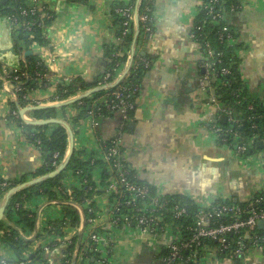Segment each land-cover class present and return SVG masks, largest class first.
Instances as JSON below:
<instances>
[{
	"label": "crops",
	"instance_id": "1",
	"mask_svg": "<svg viewBox=\"0 0 264 264\" xmlns=\"http://www.w3.org/2000/svg\"><path fill=\"white\" fill-rule=\"evenodd\" d=\"M128 0H40L53 15L54 22L45 30L49 49L37 44L28 47L41 61L50 54L54 62L46 63L50 72L49 86L31 91L28 99L40 106H53L51 99L58 84H68L75 77L88 82L96 81L109 64L107 48L117 43L118 25L112 15L115 3ZM243 8L228 18L237 32L241 48L237 52L243 88L255 101L264 100V0H242ZM152 3V33L134 40L133 46L123 54L121 66L115 71V84L127 76L137 56L150 55L149 70L141 77L132 117L123 126L122 115L116 113L104 118L97 126L86 119L73 127V152L84 151L87 157L103 160L99 142L118 138L121 160L135 178L155 189L157 196L183 195L199 206L213 200L246 202L264 185V172L239 162L227 149L217 146L208 124L215 110L207 104V92L198 86L202 75L201 63L205 59L200 45L189 39L190 29L198 16L202 0H150ZM146 39V41H144ZM26 47L16 42L8 23L0 18V64L4 71L18 67L23 57L15 54L14 47ZM26 54V53H25ZM133 56V60L132 57ZM121 80V81H122ZM1 82V77H0ZM80 95V94H79ZM10 86L0 83V178L5 181L26 182L44 165L41 152L27 141L25 134L6 119L9 102L13 101ZM65 113L58 109L57 119L71 117V105ZM63 109V108H60ZM30 113V112H28ZM26 113L25 117L30 119ZM64 122V121H63ZM70 127V126H69ZM71 128V127H70ZM52 128L46 132L49 136ZM69 150V144L67 153ZM67 155V154H66ZM85 159V158H84ZM94 182L99 185L102 170H96ZM62 185L71 192L80 188L78 180L67 175ZM5 192H0V206ZM59 196V190L55 189ZM45 195L32 198L22 210L35 216L33 230L19 225L17 217L6 221L0 230V257L2 260L38 264L32 260L38 250L44 252L49 264H60L64 258L63 238L76 231H64L63 237L48 235L50 223L60 220V205H47ZM98 209V224L107 222L108 198H94ZM10 202V201H9ZM8 206V204H7ZM39 210L41 212L38 214ZM12 211V210H11ZM13 210L12 212H14ZM16 230L18 237L29 241L28 248L18 259L1 238ZM22 235V237L20 236ZM114 238L111 264H152L164 246V239L142 236L136 231L123 229L110 233ZM39 236V238H37ZM216 264V263H214ZM221 264H233L223 261ZM241 264H264V256L250 253Z\"/></svg>",
	"mask_w": 264,
	"mask_h": 264
},
{
	"label": "trees",
	"instance_id": "2",
	"mask_svg": "<svg viewBox=\"0 0 264 264\" xmlns=\"http://www.w3.org/2000/svg\"><path fill=\"white\" fill-rule=\"evenodd\" d=\"M25 0H0V18L17 15L20 9L24 8ZM81 1V0H79ZM241 0H230L226 5V12L230 4L237 5ZM137 14L139 17V38L142 37L148 38L149 33L145 32L143 22L140 20L142 16H147L148 21L146 24H152V3L150 0H128L126 4L115 3L112 8V15L115 19V23L118 25V30L116 34V40L121 37L123 31L122 23L125 21L124 17L118 10L136 8ZM47 11V10H46ZM49 20L33 16L31 18H25L26 21H32L33 25L31 26L30 31H19L18 32V41H22L26 47L20 49L19 47H14L15 54L21 55L23 61L19 62L17 68L18 74L20 72H27L29 75V80L24 84V91H21L13 96V101L9 102V112L6 117L8 121L14 124V126L25 134L27 141L33 144L41 152L44 159V165L41 169L35 172L32 177L33 179L44 176L48 173L53 172L60 163L64 160L67 154L69 137L66 129L60 125H47V126H30L24 123L19 118V111L29 106H38L37 103L31 102L25 93H30L31 91L38 89H45L49 86V77L50 72L47 67L42 63L39 56L33 54L30 56H25V53L28 52V47L37 44L43 48H48L50 42L46 37L45 30L54 22V15L52 13ZM204 21V24H203ZM195 25L203 24V32L201 38H199V45L201 47L203 56H206V44L209 45L214 60H221V64L218 65V68H228L230 70L229 76L220 77L221 81L227 83V86L223 87L222 85L218 86V95H220L221 102L230 107L233 112V116L239 120L240 124L233 126L229 122L225 123L219 122V126L222 130V137L226 138L228 142L231 141V135L227 133L228 130L233 129L238 135L239 141L243 142L255 134L260 136V140L264 141V103L260 101H255L247 95V92L243 88V83L241 81V76L239 72V58L236 55V51L241 48L240 43L234 46H228L227 40H219L218 31L225 24V21H220L217 26L213 25L212 16L206 17L204 12L198 14L194 21ZM230 32L233 37L237 38V32L229 25ZM146 39L144 41H146ZM133 34H129L124 38L123 41H117L116 45L110 46L107 48V56L109 64L107 70L94 82H88L82 77H75L69 81L68 84H58L56 86V92L54 97L51 99V103L62 102L69 98L75 97L79 94L87 92L97 87H102L104 84H112L114 82L115 71L121 66L124 61V58H115L116 53L122 52L123 54L130 53L133 46ZM134 59V58H133ZM150 55L146 54L145 56H137L132 62V66L129 70L127 76L117 85L111 87L107 90H103L93 95L80 100L79 102L71 105V108L75 111L73 116L66 117L63 115V121L67 123L71 129L86 119H90L88 113L93 114L92 120L97 124L101 122L104 118L111 117L112 114L107 111L106 107L102 105L103 101L106 100L107 95L111 92L121 90L124 94L129 95L128 102L132 105V109L127 112L128 120L132 117V114L135 110V99L139 92V83L141 77L144 73L149 70V66L145 67L143 61H149ZM3 74V69L0 64V75ZM35 74L44 75L40 83L35 81ZM109 74L110 77L104 83L105 76ZM136 89V91H134ZM240 92V93H239ZM246 99V100H244ZM253 106L252 110H248V105ZM65 113L66 108L59 109ZM57 111L55 108H46L43 110L31 111L28 113L30 119L35 121H46L51 119H57ZM256 127V129L253 128ZM126 130L128 126L124 125ZM52 128L49 136L46 135V132ZM102 147L103 154L106 153L107 149L111 146V141L99 142ZM217 146H221L220 142ZM258 150V148H255ZM264 150V149H263ZM120 151V150H119ZM57 157L54 159V156ZM85 158V159H84ZM121 160V157H120ZM122 170L126 173V179L138 186L146 185L142 182H139L134 174L129 170L128 166L121 160ZM102 170V178L100 184L97 185L93 180V173L98 170ZM76 178L80 183V188H73L71 192H68L67 189L62 185V181L67 178L69 175ZM119 173L117 170H112L109 168L107 163L104 160H96L93 157H87L84 151L73 152L70 161L66 169L56 178L48 180L39 185L28 188L22 192L15 194L7 206L6 212V221L13 222V218L17 217V223L27 228L28 230H33L35 227V216L26 213L22 210V206L30 201L34 197L38 196H47L49 200H58L59 196H62L63 199L71 201L82 209V214L84 219L95 218V212L98 211L94 198L96 196L102 195L104 192L101 188L107 186L106 180L113 176L118 177ZM25 178L19 181H5L0 178V183H5L7 185L6 190L25 183ZM148 186V185H147ZM148 196L146 198L149 201L156 195L155 189L151 186H148ZM59 188V196L55 192V189ZM4 191V192H5ZM123 189L119 188L117 194H112L109 196V202L112 203L114 200L121 203L118 206V213H115V216L128 215V207H122L123 199H120L121 192ZM70 193V194H68ZM127 197V195H125ZM87 201H91L89 207H84V204ZM229 204L233 202L227 201ZM240 204V203H239ZM175 206L183 207L186 209L187 215L181 219H175L173 209ZM18 207L17 209H15ZM161 209L158 210L157 214L162 215L165 219V222H169L177 226H190L193 223V216L198 208V205L191 201L189 198L183 195H165L160 201ZM15 210L14 212H12ZM63 216L60 220L50 223V227L47 230L48 235H55L57 237H63V229L66 226L71 228H76L80 225L81 215L77 210L71 207L62 206ZM131 215H129L130 217ZM5 222L0 223V230L3 229ZM121 225V222H120ZM39 238V236H37ZM1 240L5 242L15 253L18 259L21 258L22 253L28 248L30 242L25 239L18 237L16 230L6 233ZM85 244L86 240L84 235H77L73 237L72 244L65 245V254L67 258H63L60 264H73V254L77 250L78 255L85 253ZM89 257V264H97V257L93 254H87ZM38 258V264H49L44 257V252L38 250L33 256L32 260ZM79 259V258H78ZM0 257V264H1ZM67 260V261H66ZM20 262V261H19ZM7 264H12L11 261H6ZM83 260L75 261L74 264H82Z\"/></svg>",
	"mask_w": 264,
	"mask_h": 264
},
{
	"label": "built area",
	"instance_id": "3",
	"mask_svg": "<svg viewBox=\"0 0 264 264\" xmlns=\"http://www.w3.org/2000/svg\"><path fill=\"white\" fill-rule=\"evenodd\" d=\"M39 1L25 0V7L20 9L17 15L3 17L8 23L14 39H18L19 31L31 30L33 22L30 20L26 21L24 20L25 18L33 16L40 20H49L51 18V14H49L51 12L41 5ZM229 1L202 0L198 14L204 12L206 17L212 16L213 25L215 26L218 25L219 20L225 21V24L218 31V37L219 40H227V45L231 47L240 42L238 43V36L236 38L231 34L227 20L231 14L243 8V1L241 0L237 5L230 4L226 12V5ZM117 12L125 19L121 24L123 28L121 37L117 40L121 42L133 30L137 7L134 9H120ZM140 20L145 24V32L151 34L152 25L146 24L148 17L142 16ZM203 24L195 25L193 23L189 33V39L198 45L200 43L199 38H201L203 32ZM206 47V56L200 66L202 75L198 86L207 92V104L215 110L214 119L208 124V132L213 135L216 145L220 142V147L230 151L237 161L244 162L247 166L254 165L264 172V141L260 140L258 134L241 142L238 139L236 131L230 129L227 133L231 135V141L228 142L226 138L222 137L219 122L223 118H225V121L233 124V126L237 125V127L240 122L233 116L230 107L221 102L220 95L217 92L218 86H227V83L222 82L220 77L229 76L230 70L228 68H218L217 66L221 64V60H214V55L209 45L206 44ZM238 50L236 51V55H238ZM122 55L123 53L119 52L114 57L120 58ZM127 56H129V53ZM45 62H54L53 55L49 53L46 59L42 60V63L46 66ZM143 63L145 67H148L150 62L143 61ZM0 77V83L3 87L6 85L10 86V94L12 96L24 91L23 86L29 80L27 72L23 71L18 74L17 69L3 70V74ZM44 77V75L35 74V81L40 83ZM109 77V74L105 76L104 83H106ZM109 85L106 83L103 86ZM28 94L25 93V97L28 98ZM128 98L129 95L124 94L121 90H117L109 93L106 100L102 103L112 115L116 113L122 115L123 126L128 121L127 112L132 109ZM247 108L248 110H252L253 106L249 104ZM88 116L92 120L93 114L91 112L88 113ZM92 124L97 126V123L93 120ZM253 128L256 129L255 126ZM109 141H111V146L103 154V160L110 169L117 170L119 175L118 177H109L106 180L107 186L101 188L104 192L103 194L108 198L106 224H98V211L95 212V218L84 219L82 208L71 201L63 199L62 196H59L58 200H49L47 203L49 206L60 205L61 207L74 208L81 215V222L78 227L71 228L66 226L63 229V234L66 229L76 231L72 237L63 238L64 245H71L73 237L81 233L86 240L85 253L95 255L97 257V264H111L114 238L110 233L129 229L136 231L142 236H152L165 240L159 256L152 264H221L223 261L241 264L252 252H257L264 256V227H259V223H264V185L255 191L246 202L241 204H229L225 200H213L204 206L198 205L193 216L192 225L174 227L173 224L165 222V219L161 217L162 215L157 214L158 210L161 209L160 201L162 197L155 195L147 201L149 187L147 185L138 186L126 179V173L122 170L120 160L119 139L114 138ZM258 143L262 144V149L256 150L255 148ZM56 157L57 155L54 156V159ZM6 187L5 183H0V192H4ZM119 188L123 189L120 199L122 198L124 201L122 207L129 208L128 215L115 216V213L119 212L118 206L121 203L119 200H114L112 203L109 202V196L117 194ZM57 189L60 193V189ZM90 203L91 201H87L84 207L88 208ZM40 212L41 210H39L38 214ZM173 213L175 219H181L187 215L186 209L178 206L174 207ZM129 215L131 216L129 217ZM20 236L22 237V235ZM87 254L82 255L81 253L78 255L77 253L75 261L80 259L83 260L82 264H89ZM72 256L74 257V254ZM64 258H67V256L64 255ZM1 264L7 263L5 260H1ZM15 264L23 263L18 262Z\"/></svg>",
	"mask_w": 264,
	"mask_h": 264
},
{
	"label": "water",
	"instance_id": "4",
	"mask_svg": "<svg viewBox=\"0 0 264 264\" xmlns=\"http://www.w3.org/2000/svg\"><path fill=\"white\" fill-rule=\"evenodd\" d=\"M139 1V0H138ZM135 28H136V31H135V37H134V40L136 41L137 40V37L139 35V22H138V14L135 15ZM32 53L31 52H27L25 54V56H30ZM132 60H133V56H132ZM122 78H120L115 84L111 85V86H102V87H97V88H94L92 90H89L87 92H84L80 95H77L75 97H72V98H69L65 101H62V102H58V103H55V105L53 106H29V107H26L24 109H21L18 113L19 115V118L24 122L26 123L27 125H30V126H47V125H60L62 127H64L68 133V137H69V150H68V153L66 155V157L64 158V160L60 163V165L51 173H48L44 176H41V177H38V178H35V179H32L30 181H27L25 183H22L20 185H17L13 188H11L10 190L7 191L6 195L4 196V200H3V203L2 205L0 206V223L4 221V214H5V209L7 207V204L9 203V201L11 200V198L19 193V192H22L28 188H31L33 186H36V185H39L43 182H46L48 180H52L54 178H56L57 176H59L67 167L69 161H70V158L73 154V133H72V130L71 128L69 127V125L63 121H60V120H55V119H51V120H46V121H35V120H28L25 115L26 113L28 112H31V111H36V110H43V109H46V108H55V109H60V108H64V107H68L70 105H73L77 102H79L80 100L84 99V98H87L91 95H93L94 93H97V92H100V91H103V90H106V89H109L111 87H114V86H117L120 82H121ZM221 123H225V118H223L221 120ZM257 148L258 149H262V144L261 143H258L257 144ZM259 227L260 228H263L264 227V223H259ZM81 235V233L79 234ZM77 255V250L75 251L74 253V257H73V264L75 262V256ZM35 261H38V258L35 259ZM32 264H34V262H32Z\"/></svg>",
	"mask_w": 264,
	"mask_h": 264
}]
</instances>
